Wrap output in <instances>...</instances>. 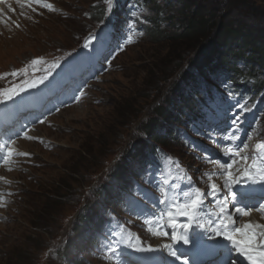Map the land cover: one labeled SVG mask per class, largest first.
I'll list each match as a JSON object with an SVG mask.
<instances>
[{"label":"rangeland","instance_id":"rangeland-1","mask_svg":"<svg viewBox=\"0 0 264 264\" xmlns=\"http://www.w3.org/2000/svg\"><path fill=\"white\" fill-rule=\"evenodd\" d=\"M50 1H53L55 11L45 12L41 5L34 4L31 7L35 10H17L19 14L7 2L2 3L6 9L3 11L6 24L9 19L16 18L24 20L25 24L31 20L35 23L27 24V28L21 32L16 23L9 22L16 33L8 29L9 32L0 35V71L16 70L21 64L42 59L41 70L49 72L53 64L60 63L66 51L75 50L79 45L86 48L84 45L89 41L91 45L98 41L102 45L112 42L106 52L114 56L97 67V75L81 104L72 103L69 106L64 102L61 104L66 106H62L54 103L58 105L55 111H64L54 118V127H40L36 134L39 138L47 137L53 145L52 150H44L34 135H30L34 138L31 140L22 134L15 135L17 145L22 142L21 146L32 157L25 159L22 173L20 170L23 166L17 164L16 169L13 167L7 176L11 177L7 194L11 193L9 196H12L16 191L19 193L11 197L13 203L4 212L6 219L0 222V264H76V260H79V264H90V257L94 255H98V262L92 259L97 264H115L118 259L107 254V260L102 249L106 233L118 221L122 222V219H116V215L105 214L104 205L107 201L117 200L119 188L109 176L112 167L121 158L127 161L125 175L113 176L118 182L123 181L129 170L131 174L146 170L150 146L145 142L148 141L163 146L169 156L173 155V158L185 163L189 159L186 155L187 144L183 143L181 133L172 129H179V124H183L186 130L196 114H207L218 105L222 107L224 116H229L228 119H231L232 112L239 114V110L233 107L235 99L225 104L219 101L217 92L226 91L229 84L220 82L217 86L194 68L190 70L195 71L196 82L179 80L183 71L189 70V61H193L197 54L192 49L195 41L169 39L171 34L185 31L182 0H114L110 12L104 0ZM185 1L191 4L190 8L195 13L198 9L207 18L215 13L216 19L212 25L216 34L223 26L226 30L229 23L235 28L242 24L248 32H264V0ZM236 3L247 5L250 13L234 9ZM104 7L107 9V22L99 25L100 11ZM133 12L141 16V21L135 25L137 34L132 36L133 43L127 44ZM126 14L127 19H124ZM140 32L144 34L141 36ZM251 92H256L254 87H251ZM76 96L69 95L68 98L75 99ZM168 97L166 106L170 105L173 114L182 117L187 113L188 116L169 126L167 121H162V124L150 123L158 106L164 105ZM193 97L197 98L196 110L186 111L182 103ZM208 97L212 98L211 101L199 105ZM41 103L39 101V108ZM215 117L218 118V112ZM201 118L193 124L198 126ZM207 120L210 122L209 117ZM186 122L188 124L185 125ZM147 123L152 124L150 136L143 130ZM241 128L244 129L241 141L246 138L247 132H252L253 138L248 142L246 153H243L251 156L254 147L264 139V116L255 118L245 113ZM157 135H162V142L156 141ZM218 139L221 144L222 140ZM208 143L214 144L209 139ZM134 144H138L139 149L130 160L129 152L136 148ZM242 166V162H238L232 171ZM212 172L217 173L216 167L206 166L197 179L196 186L205 193L209 189L205 174ZM213 180L221 186L216 176ZM90 187V195L85 196ZM59 195L65 198L61 199ZM98 195L105 199L101 200L102 197ZM112 207L124 212L121 206ZM90 209L93 210L92 220ZM77 221L84 224L80 232H75L77 228L72 227ZM128 221L129 218L123 223L127 226ZM134 225L141 227L138 223H130L129 228ZM67 230L71 234L67 237L64 255L69 254L64 258L55 251L46 252L57 239L66 238ZM124 249L121 248L122 255Z\"/></svg>","mask_w":264,"mask_h":264},{"label":"snow or ice","instance_id":"snow-or-ice-1","mask_svg":"<svg viewBox=\"0 0 264 264\" xmlns=\"http://www.w3.org/2000/svg\"><path fill=\"white\" fill-rule=\"evenodd\" d=\"M6 2L7 0H0V3ZM104 2L108 5V11L110 12L114 0H104ZM26 3L28 6H31L32 3L39 4L44 8L55 11L52 4L43 3L42 0H26ZM133 17L134 19L129 25L127 44L133 43L132 36L137 34L135 25L141 21V16H137L135 12H133ZM143 22L147 23V21ZM143 34V32L139 33L141 36ZM89 44H91V41L85 44L84 47L87 48ZM41 63H43L42 59L32 61L33 65ZM51 67H59V64H53ZM24 73L27 74V69L24 70ZM7 75L17 77L20 73L14 71L10 74H5V76H0V79H5ZM43 83L44 78H41L38 81L27 83L24 88L13 86L10 90H0V103L11 101L20 92L35 88L38 84ZM232 95L233 93H229L230 97ZM233 107L239 110V114L232 112L229 128L226 132H219L212 127L206 131L207 138L221 147V154L226 158L223 160L212 158L207 154L200 157L205 163L216 165L221 170L219 173L205 174L209 191L205 193L201 188L197 187L192 177L184 173L179 162L172 157H167L169 174L171 175V172L175 171V175H172L171 179L163 171L149 174L152 176L158 192L156 202L164 207L160 209L159 216H144L143 223L149 225L148 231L153 236L168 237L174 243L183 245L192 243L190 233L194 232L193 225L196 228L204 229L205 232L210 230L213 236L209 238L222 237L224 241L229 242L228 245L220 246L223 253L221 264H237V261L233 258L234 254L243 257L248 261V264H264V224L247 223L242 227H237L235 226L237 220L233 218L232 213L227 211V205L231 204L233 205L234 213L240 217L250 216L254 210L264 213V139L260 140L254 147L253 155L243 154L246 153L249 147L248 142L252 140L253 135L252 132H247L245 134L246 138L241 141V133L244 132L241 125L245 122V113L252 112L254 105H247L246 102H237ZM40 123H44V121L41 120ZM201 134L203 135L204 133ZM217 137L223 140L224 143L219 144ZM24 138L34 139L27 135V131L24 133ZM15 143L14 139L0 142V164L11 165L14 157L28 155V153L20 152L14 148L13 145ZM191 147L195 148L197 146L192 144ZM238 162H242L243 166L237 168L235 172L232 171L234 165ZM8 170L11 171L12 168L9 167ZM214 176L224 178L223 186H219L214 182ZM177 177L181 180H186L187 186H178L174 182ZM201 179L203 182L204 178L202 177ZM237 185H239L238 189L235 188ZM256 185H259V188ZM222 189L223 195L221 196ZM3 195V193H0V206L6 204V201L3 200ZM257 196L260 198L258 203H249L250 200ZM209 197H211V201H209ZM214 202H218V211L209 212L210 203ZM202 213L207 216V219L202 217ZM179 217H184L185 220L181 221ZM136 218L139 219L141 217L137 214ZM127 223L130 224L132 221ZM168 228L171 229L170 236L166 230ZM122 247L139 253H152L160 250L151 245L142 246L140 237L136 236L133 239L126 225L120 223L116 224L114 228H110L106 233L102 249L105 255L111 254L114 258L119 259L122 255ZM163 248L168 251L170 256L180 260V256L177 255V249L173 247V244H164ZM183 264H187V260H184Z\"/></svg>","mask_w":264,"mask_h":264},{"label":"trees","instance_id":"trees-1","mask_svg":"<svg viewBox=\"0 0 264 264\" xmlns=\"http://www.w3.org/2000/svg\"><path fill=\"white\" fill-rule=\"evenodd\" d=\"M181 2L184 5L181 14L186 25L185 31L182 29V34H171L169 39L195 41L196 44L192 49H195L197 54L193 61H189V70L183 71L179 80L196 82L195 71L190 70L194 68L204 78H208L210 82L217 86L220 85V82L229 84L228 89L221 93L226 95L233 93L241 101H253L259 95H263L257 113L264 116V32L261 30L248 32L245 31L242 24L235 28L232 23H229L226 30L223 29V26L216 34L212 25L213 20L216 19L215 13L207 18L204 12L198 9L195 13L190 8L191 4L189 2L185 0ZM233 6L234 9L239 8L241 11L246 10L245 12L250 13L244 3H236ZM189 12L190 14H188ZM100 16H103V10L100 11ZM251 87L255 88V93L251 92ZM249 95L255 97L248 98ZM169 98L163 102L164 105L158 106L159 108H157L150 123L155 122L158 124L159 122L162 124V121H171L173 113L170 111V105L166 106ZM151 126L152 124H148L143 129L144 133L149 134V136L152 134L149 131ZM155 138L156 141L162 142L160 135L155 136ZM145 143L149 146L148 142ZM137 149H139L138 146L135 150ZM124 163H127V161H124ZM113 169V176L115 177L124 176L127 170L120 162L115 164ZM67 190L69 191V189ZM59 197L61 199L65 198L61 195Z\"/></svg>","mask_w":264,"mask_h":264},{"label":"bare ground","instance_id":"bare-ground-1","mask_svg":"<svg viewBox=\"0 0 264 264\" xmlns=\"http://www.w3.org/2000/svg\"><path fill=\"white\" fill-rule=\"evenodd\" d=\"M31 15V14H30ZM28 20V19H27ZM24 21V20H23ZM32 21V20H31ZM25 22V21H24ZM35 21L30 22L29 24H34ZM27 27H24L23 30H25ZM4 30V29H3ZM255 214V213H254ZM253 215V214H252ZM158 239V238H157Z\"/></svg>","mask_w":264,"mask_h":264}]
</instances>
